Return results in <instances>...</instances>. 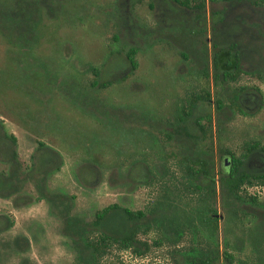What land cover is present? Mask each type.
<instances>
[{"label": "rangeland", "instance_id": "rangeland-1", "mask_svg": "<svg viewBox=\"0 0 264 264\" xmlns=\"http://www.w3.org/2000/svg\"><path fill=\"white\" fill-rule=\"evenodd\" d=\"M15 2L25 4L20 33L10 27L12 18L6 14ZM192 4L190 0L185 8L171 0H0L1 124L6 133L14 135L16 153L27 163L37 139L59 152L60 167L48 175L47 187L72 195L71 210L79 216L88 219L96 208L110 202L146 208L161 193L184 194L177 168L173 166L177 173L172 178L163 166L166 151L177 150L180 144L161 131L173 120L182 98L205 83L191 74L197 64L188 49L192 46L185 42L193 38ZM250 18L264 26L262 16ZM131 46L136 48V68L129 75L104 89L88 85L90 66L100 65L110 51L123 56ZM235 83L258 85L260 105L251 114L232 113L219 122L212 139L214 150L228 147L236 151L248 137L264 142V82L241 74L230 86ZM77 92L79 97L73 99ZM89 104L92 109H85ZM169 158L167 166L173 162ZM86 159L97 166L100 176L84 185L75 172ZM133 159L146 162L154 175L151 183H132L127 178L125 166ZM223 161L226 167L228 160ZM29 192L33 194L31 182ZM194 197L181 198V206L195 205ZM219 205L216 197V212L221 213ZM0 212L13 219V225L0 233V241H9L15 234L29 240L23 252L0 243V264L73 261L76 251L61 234L60 220L49 212L45 201L13 207L0 198ZM248 225L250 221L233 217L222 222L219 240L221 236L230 243L234 237L242 239L240 249L234 251L237 257L251 252L247 237L241 235ZM198 234L205 236L206 232L193 229L185 234L184 244ZM119 255L125 264L138 260L125 250ZM176 257L182 261L183 255ZM117 261L114 257L97 264Z\"/></svg>", "mask_w": 264, "mask_h": 264}, {"label": "trees", "instance_id": "trees-1", "mask_svg": "<svg viewBox=\"0 0 264 264\" xmlns=\"http://www.w3.org/2000/svg\"><path fill=\"white\" fill-rule=\"evenodd\" d=\"M171 1L185 8L190 2ZM192 1L193 38L185 42L192 46L188 49L197 64L191 74L199 75L205 83L182 98L172 122L161 131L165 138L180 144L177 150L166 151L163 166L172 178L177 173L173 166L177 168L184 194L171 197L168 192L161 193L146 208L133 209L110 202L85 219L71 210L72 195L47 187L48 175L60 167L59 152L37 139L29 162H25L16 153L14 135L6 133L0 121V198L13 207L45 201L49 212L60 220L61 234L76 251L68 264H97L114 257H118L116 264H125L119 255L124 250L138 259L133 264H264V142L248 137L240 141L236 151L212 148L219 122L232 113L251 114L260 105L258 85L230 83L241 74L264 82V26L260 20L250 18L260 15L264 19V0ZM24 12L25 4L15 2L6 13L12 18L10 27L17 33L23 31L24 21L20 18ZM31 29L29 24V38ZM135 51L133 46L123 56L110 51L100 65L89 67L88 85L104 89L125 78L136 68ZM77 97L79 92L73 99ZM85 107L90 110L93 105ZM169 157L173 162L167 166ZM224 158L228 160L226 167ZM125 172L132 183L148 184L154 179L142 159L131 160ZM75 174L84 185L100 176L97 166L88 159L76 166ZM29 182L33 194L29 192ZM253 187L258 189L250 190ZM187 194L195 195V205L181 206V198ZM216 197L221 213L216 212ZM231 217L250 221L241 234L247 237L251 248L247 257H237L234 252L240 249L241 238L234 237L231 243L222 236L219 240L223 220L230 221ZM12 225L13 219L0 212V233ZM193 229L204 230L206 235L198 234L197 239L191 238V243L184 244L185 234L193 233ZM0 243L11 251L23 252L29 240L24 234H15ZM177 254L183 255L182 261Z\"/></svg>", "mask_w": 264, "mask_h": 264}]
</instances>
